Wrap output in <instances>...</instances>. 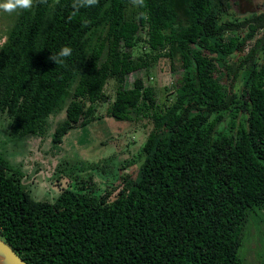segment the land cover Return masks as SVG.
<instances>
[{
	"label": "trees",
	"instance_id": "trees-1",
	"mask_svg": "<svg viewBox=\"0 0 264 264\" xmlns=\"http://www.w3.org/2000/svg\"><path fill=\"white\" fill-rule=\"evenodd\" d=\"M71 2H36L6 21L0 114L11 133L45 138L65 113L52 135L59 147L93 123L110 79L107 116H146L153 130L134 177L97 168L110 181L103 193L59 178L56 198L38 201L0 155V239L27 264H246L248 228L264 212V11L237 20L233 0H98L70 19ZM141 42L150 53L135 60ZM65 46L63 63L48 59ZM162 57L183 70L164 110L143 79L125 87Z\"/></svg>",
	"mask_w": 264,
	"mask_h": 264
},
{
	"label": "rangeland",
	"instance_id": "rangeland-1",
	"mask_svg": "<svg viewBox=\"0 0 264 264\" xmlns=\"http://www.w3.org/2000/svg\"><path fill=\"white\" fill-rule=\"evenodd\" d=\"M263 11L264 0H233V13L237 20ZM11 14L0 11V46L6 39V21ZM240 34L244 36L246 32ZM263 35L264 32L256 38ZM142 37L146 38V35L143 33ZM252 46L253 43H249L244 55ZM132 53L136 60L144 58L150 50L141 42ZM242 56L237 54L236 61ZM150 63L148 68L129 75L125 87L131 89L135 80L143 79L147 86L155 89L159 105L164 110L175 101L176 86L181 81L183 70L180 64H176V70L172 69L171 61L165 57L156 61L150 59ZM224 86H232L237 92L241 88V81L238 79L231 83L227 78ZM117 88V81L110 79L104 90L109 99L96 105L93 123L86 128L77 126L59 147L52 144V135L65 121V113L50 119L49 137L47 135L40 139L28 136L21 140L18 135L11 133L12 119L6 113L0 114V155L23 173L22 185L33 198L38 201H53L58 195L56 184L59 178L64 186L72 183L73 186L77 184L78 187H92L96 182L97 193H103L110 181H104V175L101 171L98 172V167L104 166L107 170L116 172L120 166L122 174H131L133 177L136 175L141 163L142 148L153 130V123L146 116L134 117L129 123L109 118L107 110L115 101ZM261 218L262 223L257 225L253 221L249 226L248 236L240 252L246 264L264 263V212Z\"/></svg>",
	"mask_w": 264,
	"mask_h": 264
},
{
	"label": "clouds",
	"instance_id": "clouds-1",
	"mask_svg": "<svg viewBox=\"0 0 264 264\" xmlns=\"http://www.w3.org/2000/svg\"><path fill=\"white\" fill-rule=\"evenodd\" d=\"M36 2L47 3V0H3V2H0V11L11 14L18 11L30 10ZM131 3L137 8H142L145 0H131ZM97 4L98 0H72L71 8L73 11L69 18L74 17L82 8H91ZM71 54L72 49L65 46L58 52L52 53L48 59L58 65L63 63L64 59Z\"/></svg>",
	"mask_w": 264,
	"mask_h": 264
},
{
	"label": "water",
	"instance_id": "water-1",
	"mask_svg": "<svg viewBox=\"0 0 264 264\" xmlns=\"http://www.w3.org/2000/svg\"><path fill=\"white\" fill-rule=\"evenodd\" d=\"M0 264H27L8 244L0 239Z\"/></svg>",
	"mask_w": 264,
	"mask_h": 264
}]
</instances>
